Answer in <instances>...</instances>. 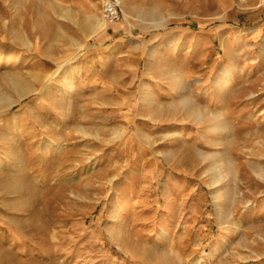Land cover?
Segmentation results:
<instances>
[{"label": "rangeland", "instance_id": "374dc122", "mask_svg": "<svg viewBox=\"0 0 264 264\" xmlns=\"http://www.w3.org/2000/svg\"><path fill=\"white\" fill-rule=\"evenodd\" d=\"M103 1L0 0V264H264V0Z\"/></svg>", "mask_w": 264, "mask_h": 264}, {"label": "built area", "instance_id": "2783aa9c", "mask_svg": "<svg viewBox=\"0 0 264 264\" xmlns=\"http://www.w3.org/2000/svg\"><path fill=\"white\" fill-rule=\"evenodd\" d=\"M121 0H104L101 4V15L103 20L108 24L118 22L119 19V4Z\"/></svg>", "mask_w": 264, "mask_h": 264}, {"label": "bare ground", "instance_id": "6f19581e", "mask_svg": "<svg viewBox=\"0 0 264 264\" xmlns=\"http://www.w3.org/2000/svg\"><path fill=\"white\" fill-rule=\"evenodd\" d=\"M101 27H102V24L98 25L97 29H99ZM16 90H17L18 99H21L24 95H26L28 92L31 91V88L29 85L25 84V85L17 86ZM185 100H186V98L181 99L180 103H183ZM0 102L5 103L6 106H10V105H12L14 100H12L10 97H8L6 95H2V96H0ZM213 167L215 168L217 166L214 165ZM217 171H218V173L220 172L218 169H217ZM259 175H261V173ZM220 180H221V175L219 174L218 178H216V179L213 178L212 181H210V184H212L215 181H220ZM217 193H218V189L215 187L213 194H214V199H216V200L219 198V195H217Z\"/></svg>", "mask_w": 264, "mask_h": 264}]
</instances>
